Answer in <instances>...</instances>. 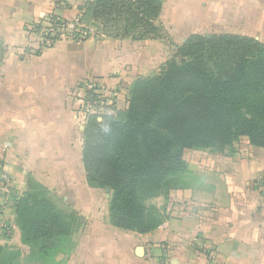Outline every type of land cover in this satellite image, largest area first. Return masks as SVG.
Wrapping results in <instances>:
<instances>
[{"label": "crops", "instance_id": "1", "mask_svg": "<svg viewBox=\"0 0 264 264\" xmlns=\"http://www.w3.org/2000/svg\"><path fill=\"white\" fill-rule=\"evenodd\" d=\"M76 1L60 7L56 0H0V44L5 50L25 46L29 26L53 14L76 19ZM159 20L173 45L193 35L264 44V0H163ZM165 42L119 40L97 48L63 42L40 56L0 65V160L14 185L25 192L32 175L89 220L72 235L60 264H264V192L255 186L264 178V147L246 138L223 152L185 150V175L192 179L153 198L162 220L148 233L113 226L111 190L88 185L86 122L75 111L81 104L72 96L75 87L90 79L102 93L117 91L121 115L130 87L166 64ZM0 246L25 248L18 225L10 238L0 233Z\"/></svg>", "mask_w": 264, "mask_h": 264}, {"label": "trees", "instance_id": "2", "mask_svg": "<svg viewBox=\"0 0 264 264\" xmlns=\"http://www.w3.org/2000/svg\"><path fill=\"white\" fill-rule=\"evenodd\" d=\"M162 9L163 0H85L79 7L82 17L89 15L106 38L132 41H168L159 20ZM49 18L59 19L54 14ZM217 43L222 45L214 47L217 64L207 65L198 49ZM248 45L264 49V44L247 37L193 35L178 47L179 55L190 62H167L161 76L138 80L124 118L88 116L83 165L91 188L113 192V226L139 233L159 226L160 211L147 202L181 187L185 150L223 152L244 138L264 147V65H258V57L256 64L245 65L251 64L249 54H242ZM0 49L4 51L1 44ZM27 50L19 53L23 59L33 57ZM49 195L46 187L28 178L16 204L23 243L31 249L36 242L42 244L40 259L30 255L27 264H60L55 261L60 248H72L68 221L73 218L58 212ZM38 210L43 214L28 226L27 217ZM23 260L19 249L0 246V264Z\"/></svg>", "mask_w": 264, "mask_h": 264}, {"label": "rangeland", "instance_id": "3", "mask_svg": "<svg viewBox=\"0 0 264 264\" xmlns=\"http://www.w3.org/2000/svg\"><path fill=\"white\" fill-rule=\"evenodd\" d=\"M59 1H60L59 2L60 7L68 6V3H67L68 0H64V2H62V0H59ZM70 1L73 2L74 0H70ZM76 3L79 7H81L85 4V0H77ZM57 17H59V16H57ZM59 18L61 19L62 22L58 21L57 28L59 29V31L56 34L55 33L49 34L50 29H52L54 27L53 25H51L50 22H48V21H51L49 17L45 18L44 20H39V21L31 24L28 28V31H27V37H26L27 41L25 43V46H23L21 48H16L14 50L13 48L11 49V46L8 45L6 47L7 48L6 50H5V48H4V51L0 49V65L1 64L11 65V63H14V61L16 59H19L22 61L23 58L20 56L19 53H21L22 50H24V49H28L27 51L28 52L30 51V54L33 55L34 57H36L35 56L36 54L44 53V51H47L48 49L53 48L55 45H57L59 43H63V42H77V43H83V44L86 43V44L91 45L92 47L97 48V46H101L103 43H114V42L116 43L119 41L117 39L106 38L102 34L101 27L98 24H96L91 19V17L89 15L82 17V13H81L76 19H72V20L62 18V17H59ZM63 22H65V23H63ZM39 24H40V27H39ZM52 39H59V40H58V42H56L53 45ZM80 40H84V42H79ZM165 44H166L167 48H169L168 59H167L166 63L167 62H173L176 65H184V64H187L188 62H190V59H187V58L179 55L178 47L181 45H173L170 41L165 42ZM215 45L216 46H214L212 44H207L204 47H201L200 49H198L200 51L199 57H201L203 59V62H205L207 65H216L217 64V57L215 55H213V53H215V52H213L214 47H216L218 49V48H221L222 45L219 43H217ZM209 48H211V50H207ZM15 53L18 56L13 55ZM242 54L243 55L249 54L248 55L249 56V62L251 64L245 63V65H254V63L256 64L257 61L255 60V57L259 58L258 65H264V49L263 48L256 47L253 45H248L244 48V50L242 51ZM164 66H165V64H164ZM162 74H163V72L160 71L158 74L147 78V80L157 78V77L161 76ZM85 81H92V83L98 88V90L100 88V87H98V85L96 84V82L94 80H90V79H88V80L85 79V80L80 81L79 84L75 87L72 96L76 97V99H78V101L81 100V104H80L79 108H76L75 111L78 113L79 118H81L82 120H83V115L85 114L83 111V102L85 101V98H87V96L85 95L84 91L81 90V85ZM135 85H136V83L130 87V91L128 92V94L125 95V100H124L125 105H124V108H121V109H125L126 112H124L121 115L117 114V107H116L117 101H118V97H117V93H116L117 91L110 90L108 93H102L101 92V94L104 96V99H103L104 103L105 104L108 103L109 106L105 107L104 111H102L101 114L99 113L98 115H94V114H92V115L96 116V117H101L104 115H112L117 119L124 118L126 116V113L130 109L131 100L133 98V91H134ZM81 93H84V95L82 97L80 96ZM82 123H83V121H82ZM185 174H183V176H181L180 178L178 177V179L180 181H182V183L184 182L185 184H188L189 182H187L185 179H189L191 176H189V175L187 176ZM27 177L32 178L34 181L37 182V180L32 175H28ZM190 179H192V178H190ZM40 192L42 193V191H40ZM111 192H112V190H111ZM112 195H113V192L111 193V196ZM49 200L54 204V206L58 210V212L65 213V214H67L73 218V220L70 219L68 221L71 225L70 230L72 229V233H71L72 235L75 232L80 231L84 227V225L89 221L87 218L83 217L82 215H79V216L76 215L75 213H78L77 211L70 209L69 207L61 204V201L58 198L53 197L51 192L49 195ZM147 204L153 205L158 209L156 204L153 202V199L148 200ZM39 213H41V215L43 214L41 212V210H38V211L31 213V215L29 217H27L28 226L33 227V224H36L37 220L35 221V218L40 216ZM65 245L68 246V243H65ZM41 247H42V244L40 242H38V243L36 242L35 246L32 249L30 248V246L25 245V248L20 250L22 257L24 258L23 264L26 263V259L29 258L30 255L36 254L35 257L40 259V257L42 256V253L40 252ZM68 250H69V248H66L64 251H66V253H67ZM59 251H62V252H58V254L55 256L56 262L59 261V259L63 256L62 255V253L64 252L63 247L60 248ZM39 264H44V263L40 262Z\"/></svg>", "mask_w": 264, "mask_h": 264}, {"label": "built area", "instance_id": "4", "mask_svg": "<svg viewBox=\"0 0 264 264\" xmlns=\"http://www.w3.org/2000/svg\"><path fill=\"white\" fill-rule=\"evenodd\" d=\"M57 2L59 3L60 1L57 0ZM58 21L62 22L60 18L56 19L55 21H48L55 27L50 29L49 34H56L59 31L57 28ZM54 40L55 39H52V42ZM81 90H83L87 96V98H85L86 102H83V111L85 113L83 115V121L86 122L88 116L92 114H101V112L104 111V108L108 107L109 104L104 103V96L101 94V91L98 90V88L92 83V81H85L82 83ZM255 186L260 191L264 192V178L257 180ZM22 194L23 192H19V190L14 185L4 161L0 160V233L5 237L10 238L14 229L17 227L16 215L14 214L16 211L17 201L20 199ZM11 209L14 210L12 215L10 214ZM163 250L168 255L170 252V246L164 245Z\"/></svg>", "mask_w": 264, "mask_h": 264}]
</instances>
